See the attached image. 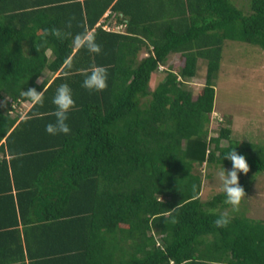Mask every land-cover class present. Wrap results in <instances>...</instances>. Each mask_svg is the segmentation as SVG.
Returning <instances> with one entry per match:
<instances>
[{"label":"trees","instance_id":"16d2710c","mask_svg":"<svg viewBox=\"0 0 264 264\" xmlns=\"http://www.w3.org/2000/svg\"><path fill=\"white\" fill-rule=\"evenodd\" d=\"M85 28L99 54L73 46ZM226 40L264 50V0H0V264H264V220L238 215L222 190L200 198L196 167L232 169L233 149L264 172V144L234 140L221 118L209 133ZM94 66L108 70L103 91L82 86ZM61 84L71 131L52 135ZM45 86L42 106L21 95ZM250 173H238L245 193Z\"/></svg>","mask_w":264,"mask_h":264},{"label":"rangeland","instance_id":"374dc122","mask_svg":"<svg viewBox=\"0 0 264 264\" xmlns=\"http://www.w3.org/2000/svg\"><path fill=\"white\" fill-rule=\"evenodd\" d=\"M232 2L242 10L247 8V0H232ZM143 55L145 54L141 52L140 56ZM181 63L182 60L176 55H168L166 64H170L172 70H176ZM204 70V63L198 61L195 76L187 79L188 86L193 92L203 84ZM46 74H48L46 78L51 77V74ZM163 75V69L155 71L149 81L150 88L154 87ZM213 85L212 125L209 133L216 132L217 122L213 119L216 117V120L222 119V125L229 126L234 140L264 144V50L250 43L224 41L220 65L213 78ZM222 144H225V141L222 140ZM224 168L231 170L230 167ZM221 169L220 166L196 167L203 180L201 200H206L214 192L222 190L216 175ZM251 174L255 175H252L246 185L248 191L238 208L234 210L238 211V215L244 214L250 218L264 220V172H251L248 177ZM208 177L212 179H207ZM229 209L226 207L221 211L226 212Z\"/></svg>","mask_w":264,"mask_h":264},{"label":"clouds","instance_id":"9594fccd","mask_svg":"<svg viewBox=\"0 0 264 264\" xmlns=\"http://www.w3.org/2000/svg\"><path fill=\"white\" fill-rule=\"evenodd\" d=\"M44 34H51L60 39H63L65 35L58 28L46 29ZM73 46L76 49L86 48L89 52L97 54L102 50L101 46L96 42L95 32L87 28L74 37ZM66 67L69 69L72 67L71 60L66 61ZM161 67L163 68L164 66L159 65L158 70H161ZM84 76L85 79L82 86L90 91H103L108 86V70L104 66H94L90 73H84ZM40 82H42V80L37 81V83ZM46 90V86L42 91H37L36 88H30L27 91H23L21 95L27 98L33 106H42ZM53 104L56 106V111L54 112L56 120L54 123L46 125V131L52 135L70 133L71 129L66 121L68 119V112L75 106V101L72 96V90L68 84H61L57 88L56 94L53 97ZM225 157L232 161V169L226 170L222 167L216 175L226 197L225 203L231 205L233 209H237L246 195L245 189L239 183L238 173H247L249 171V164L245 156L238 154L235 149L231 150ZM229 223L230 218L227 213L221 214L219 218L214 221L216 227H226Z\"/></svg>","mask_w":264,"mask_h":264},{"label":"crops","instance_id":"0c3cea01","mask_svg":"<svg viewBox=\"0 0 264 264\" xmlns=\"http://www.w3.org/2000/svg\"><path fill=\"white\" fill-rule=\"evenodd\" d=\"M25 1V0H24ZM27 2H31L32 0H26ZM108 13H109V11H106L104 14H103V16H102V18L95 24V25H98V24H100L101 22H102V19L103 18H105V17H107V15H108ZM112 18V17H111ZM118 27H117V30H119L120 29V26L119 25H117ZM111 28H113V26L111 27Z\"/></svg>","mask_w":264,"mask_h":264},{"label":"built area","instance_id":"2783aa9c","mask_svg":"<svg viewBox=\"0 0 264 264\" xmlns=\"http://www.w3.org/2000/svg\"><path fill=\"white\" fill-rule=\"evenodd\" d=\"M117 27H118V26H115L116 29H117ZM102 28H104V29H109V26H108L107 24H103V25H102Z\"/></svg>","mask_w":264,"mask_h":264}]
</instances>
